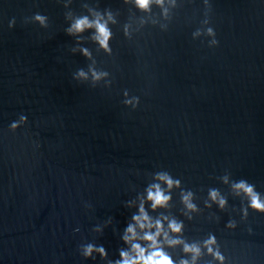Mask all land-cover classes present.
<instances>
[{
	"label": "water",
	"instance_id": "1",
	"mask_svg": "<svg viewBox=\"0 0 264 264\" xmlns=\"http://www.w3.org/2000/svg\"><path fill=\"white\" fill-rule=\"evenodd\" d=\"M85 2L119 12L111 56L81 41L113 75L110 89L72 79L89 61L71 51L76 41L63 31L56 0H0V264H102L79 257L76 245L83 236L115 255L122 242L113 229L130 215L122 201L157 167L200 197L201 186L229 195L214 178L225 169L264 192V3L212 0L219 43L209 48L190 35L202 18L200 0H184L167 31L146 25L130 40L120 23L135 29L139 14L123 0H72V11L85 12ZM36 11L48 15L47 29L25 22ZM123 88L141 97L135 110L120 103ZM21 112L27 124L9 132ZM233 205L238 213L229 195L224 211L213 205L186 220V235L213 231L234 264H264V214L250 211L229 231V215L239 219ZM109 216L102 234L89 231Z\"/></svg>",
	"mask_w": 264,
	"mask_h": 264
},
{
	"label": "clouds",
	"instance_id": "2",
	"mask_svg": "<svg viewBox=\"0 0 264 264\" xmlns=\"http://www.w3.org/2000/svg\"><path fill=\"white\" fill-rule=\"evenodd\" d=\"M56 2L65 9L64 33L76 41L71 51H78L89 61L86 68H77L72 73V79L78 83H87L93 88L102 85L103 88L110 89L114 83L113 75L107 69L96 66L92 51L83 46L81 41L90 40L98 50L111 56V41L114 36L112 26L118 24L119 12L108 7L100 9L85 2L81 7L86 11L76 14L71 9L72 0ZM183 3L184 0H123L124 5L130 6L131 10L139 14V23L133 29L129 20L125 19L120 23V32L126 40H130L146 25L167 31L175 10ZM261 3H264V0H261ZM200 4L203 10L202 18L190 35L193 40L200 39L209 48H213L219 41L210 22L212 0H200ZM24 20L42 29H47L50 24L48 15L39 11L33 12ZM15 25L16 17H10L7 20L8 28L11 29ZM84 33H87V36H84ZM120 96V103L131 110H135L141 103V97L130 93L128 88L121 89ZM27 122L28 116L21 112L8 123L7 130L14 133ZM144 175L143 187L137 188L133 196L122 201L123 206L130 210V215L126 218L123 228L113 229L122 242L115 255H110L103 244L82 236L76 245L79 257L94 262L98 257L102 264H234L216 233L207 231L198 237H189L185 233V221H192L195 216L203 214L205 209L211 210L213 205L217 210L224 211L229 207L231 195L239 201L238 213L235 205L232 206V212L237 213L239 219L229 215L224 228L229 231L236 229L240 222L248 219L250 211L264 214V192L259 191L256 184L243 177H234L230 170L225 169L214 178L220 185L227 186L229 195L217 186H201L203 196L200 197L197 191L185 187L182 179L166 168L157 167ZM82 206L85 211H90L93 207L88 201H82ZM207 218L218 219L212 212L208 213ZM112 219L109 216L103 223L93 224L89 231L102 234L104 229L112 224ZM72 231L78 233L80 227L77 225ZM246 231L252 233L253 228L247 226ZM175 249H179V254H174Z\"/></svg>",
	"mask_w": 264,
	"mask_h": 264
}]
</instances>
